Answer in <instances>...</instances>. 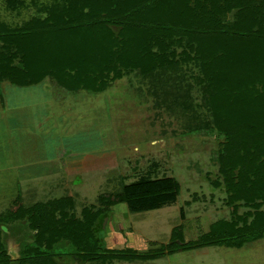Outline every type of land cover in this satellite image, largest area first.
I'll list each match as a JSON object with an SVG mask.
<instances>
[{"label":"rangeland","instance_id":"obj_1","mask_svg":"<svg viewBox=\"0 0 264 264\" xmlns=\"http://www.w3.org/2000/svg\"><path fill=\"white\" fill-rule=\"evenodd\" d=\"M55 1L16 0L10 5L9 0H0V30L24 31L30 38L31 25L45 19ZM218 19L223 24L234 23L237 9L220 14ZM258 19V28L264 31V7ZM191 44L188 36L167 40L168 48L162 59L156 57L154 70L104 67L101 81L106 87L100 91H67L51 78L28 88L0 81V112L10 106L11 119L16 120L8 129L5 123L0 124V134L4 128L10 137L8 147L34 152L39 162L35 166L39 179L14 192H9L10 187L7 194L0 195V240L10 264L22 259H39L43 264L36 250L28 252L27 244L38 232L34 221L28 214L13 220L24 207L37 203L72 199V204L64 207L67 217L83 220L84 210L103 211L108 199L128 195V202L110 206L108 216L102 213V228L107 247H130L139 252L160 249L175 232L183 235L176 237L177 242L196 243L217 222L230 223L248 213L264 214V203L257 207L230 199L220 171L225 137L215 125L209 103L205 61ZM152 51L160 52L155 46ZM15 52V47L0 40V54L11 59ZM245 54L251 55V49ZM247 55L238 65L231 64L237 71L233 78L237 84L248 85L245 74L253 77L249 88L261 104L264 61L257 67ZM20 56L13 58L11 65L21 69L25 63ZM160 59L164 64L159 65ZM13 136L18 140L13 141ZM68 159L72 161L66 162ZM65 163L70 171L65 170ZM143 183H150L153 189L139 192L133 188ZM17 191L24 207L13 203ZM50 207L58 218L62 216L61 208ZM60 262L84 264L79 257L61 258ZM85 264H264V237L239 249L203 247L157 260Z\"/></svg>","mask_w":264,"mask_h":264},{"label":"trees","instance_id":"obj_2","mask_svg":"<svg viewBox=\"0 0 264 264\" xmlns=\"http://www.w3.org/2000/svg\"><path fill=\"white\" fill-rule=\"evenodd\" d=\"M15 2L9 0L10 5ZM263 7L264 0L258 3L256 0H56L48 16L31 25L30 38L24 31L0 30V40L16 48L11 59L0 54V81L6 79L17 87H30L51 78L67 91L88 88L100 91L106 87V82L101 81L104 67L116 71L154 70L158 66L156 57L161 58L168 48L167 40L188 36L192 49L205 61L209 103L215 125L225 137L220 171L227 192L232 202L259 207L264 203V102L260 104L259 97L251 93L249 83L253 77L246 73L248 85L240 80L237 84L233 78L237 71L231 64L238 65V61L246 58L248 48L257 67L263 63L264 31L258 28ZM234 9H237L234 23L223 24L218 19L220 14ZM153 46L160 50L158 54L152 51ZM20 54L25 63L21 69L11 65L12 59ZM162 64L161 60L159 65ZM260 98L264 101V92ZM236 118L238 123L234 122ZM133 188L139 192L153 189L150 183L136 184ZM123 201H129L128 195L108 199L109 205L103 211L84 210V218L80 220L67 217L64 210L72 199L37 203L30 208L24 207L19 199L15 205L25 209L13 220L28 214L34 221L38 232L33 242L27 244L28 252L36 250L43 264H61V258L78 257L84 264L157 260L203 247L239 249L264 237V214L248 213L230 223L217 222L196 243L177 242L176 237L182 235L179 231L156 251L112 249L106 245L102 213L108 216L110 206ZM50 204L61 208L62 216L58 218L52 213ZM2 244L0 240V264H10ZM27 262L19 260V264ZM28 264L41 263L38 259Z\"/></svg>","mask_w":264,"mask_h":264},{"label":"crops","instance_id":"obj_3","mask_svg":"<svg viewBox=\"0 0 264 264\" xmlns=\"http://www.w3.org/2000/svg\"><path fill=\"white\" fill-rule=\"evenodd\" d=\"M37 86V85H35ZM34 87V86H30ZM28 88V87H25ZM18 105H21V103L17 102ZM0 124L5 123L8 127H10V123H16L15 118L11 119L12 110H10V106H5L2 108V111L0 112ZM8 132V130H7ZM4 133V128L2 129V134H0V138L2 143L0 144V148L2 149V153L0 154V195L5 192L6 189H9V192L11 189L12 191H16L17 189L21 188L25 183L29 181H32V184L35 182V179H39V171L35 168L36 164V156L33 152L31 154V151L25 150V149H19L17 150L16 146H14L12 149L8 147V143L10 142L9 133L6 134V130ZM12 140H18L17 136H13ZM4 143L6 144L4 146ZM7 147V149L5 148ZM5 149V150H4ZM10 150V151H9ZM0 151V152H1ZM11 160H13L11 162ZM72 161L71 159H68L66 162ZM12 163V164H11ZM39 166V165H38ZM65 170L70 171L71 169H67V163L64 164ZM36 170H35V169ZM13 176V178H12ZM23 184V185H22ZM19 186V187H18ZM31 188V185L30 187ZM13 199V203L19 199H21L22 202V194L17 191ZM11 194V193H10ZM9 194V196H10ZM23 204V203H22Z\"/></svg>","mask_w":264,"mask_h":264}]
</instances>
